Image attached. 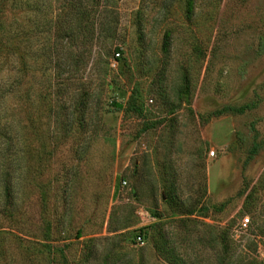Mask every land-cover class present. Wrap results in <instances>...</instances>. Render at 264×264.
Listing matches in <instances>:
<instances>
[{"label": "rangeland", "instance_id": "rangeland-1", "mask_svg": "<svg viewBox=\"0 0 264 264\" xmlns=\"http://www.w3.org/2000/svg\"><path fill=\"white\" fill-rule=\"evenodd\" d=\"M190 6L0 0V264H264V0Z\"/></svg>", "mask_w": 264, "mask_h": 264}, {"label": "trees", "instance_id": "trees-1", "mask_svg": "<svg viewBox=\"0 0 264 264\" xmlns=\"http://www.w3.org/2000/svg\"><path fill=\"white\" fill-rule=\"evenodd\" d=\"M190 1L191 0H179V4L180 6L182 7L184 13H185V16H186V19L189 20V18L191 17L192 15V10H191V6H190ZM215 1V6L218 4V0H214ZM20 34V30L19 28H16V29H13V30H8L7 33H5V36H1L0 40L1 42H3L2 44L8 46L6 48L10 49L11 47L14 48V50H18L17 46L19 45L18 43V39H19V35ZM117 52L115 53L117 56H119V52H120V49L118 48L116 50ZM192 52H195V49L193 48ZM117 60V59H116ZM186 74L187 72H184V77H183V83H182V91H183V94L186 96V100H187V93L190 89V84L189 82H187V77H186ZM114 108L118 111H122L123 113H127V112H131L132 113V110L133 111H137V113H140L139 110H137V107L134 103V97L132 94H130L126 100V102L124 103V105H121V104H113ZM250 106L249 105H240V106H234V105H224V106H221L219 109H216V110H213L212 112H210L209 114L206 115V117H202V116H199V119L202 120L203 122H207L209 119L211 118H217V117H220V116H223V115H236V114H242L245 110L249 109ZM78 121H80L78 119ZM1 129L3 130V128H0V131ZM4 129H9V128H4ZM10 131V130H9ZM6 133H8V130L5 131ZM1 134V133H0ZM11 146H8L6 148V150L10 149ZM3 164L0 165V168L3 169ZM1 169V170H2ZM7 187V183H4V188ZM4 198L2 199L4 202L2 203L1 205V208H0V215L1 216H7L8 214L11 213V207L10 206V202H9V199H8V194H7V190L5 189L4 191ZM3 227H0V233L2 232L3 233V230H2ZM4 235V234H0V237Z\"/></svg>", "mask_w": 264, "mask_h": 264}, {"label": "built area", "instance_id": "built-area-1", "mask_svg": "<svg viewBox=\"0 0 264 264\" xmlns=\"http://www.w3.org/2000/svg\"><path fill=\"white\" fill-rule=\"evenodd\" d=\"M115 55H116V54H115ZM116 56H117V55H116ZM247 223H248V219H247V218H242V219L240 220V227L245 228L246 225H247ZM136 240H137L138 242H141V238H140L139 236L136 238Z\"/></svg>", "mask_w": 264, "mask_h": 264}]
</instances>
